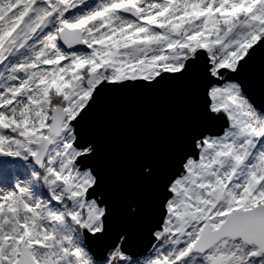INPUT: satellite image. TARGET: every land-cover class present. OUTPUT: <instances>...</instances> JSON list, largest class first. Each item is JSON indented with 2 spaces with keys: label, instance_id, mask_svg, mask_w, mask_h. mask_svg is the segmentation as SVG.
Returning <instances> with one entry per match:
<instances>
[{
  "label": "snow or ice",
  "instance_id": "snow-or-ice-1",
  "mask_svg": "<svg viewBox=\"0 0 264 264\" xmlns=\"http://www.w3.org/2000/svg\"><path fill=\"white\" fill-rule=\"evenodd\" d=\"M258 54L264 0H0V264H264V108L240 78ZM181 81L220 127L190 131L135 253L82 125L110 90Z\"/></svg>",
  "mask_w": 264,
  "mask_h": 264
},
{
  "label": "water",
  "instance_id": "water-1",
  "mask_svg": "<svg viewBox=\"0 0 264 264\" xmlns=\"http://www.w3.org/2000/svg\"><path fill=\"white\" fill-rule=\"evenodd\" d=\"M262 64L264 56L258 54L240 78L255 103L264 108ZM202 108L199 91L186 81L164 83L151 90H110L82 125L83 137L98 145L97 156L90 163L101 177L99 191L112 208L111 233L126 228L132 252L139 253L148 246L164 180L186 148L190 131L220 127L218 122L202 119ZM145 161L155 166L152 179L140 173ZM129 203L140 205L138 216L126 214Z\"/></svg>",
  "mask_w": 264,
  "mask_h": 264
}]
</instances>
